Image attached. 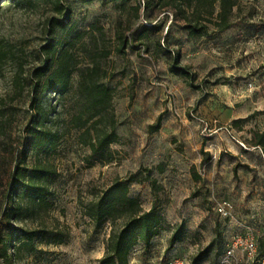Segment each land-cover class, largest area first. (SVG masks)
I'll return each instance as SVG.
<instances>
[{"label": "rangeland", "instance_id": "rangeland-1", "mask_svg": "<svg viewBox=\"0 0 264 264\" xmlns=\"http://www.w3.org/2000/svg\"><path fill=\"white\" fill-rule=\"evenodd\" d=\"M222 1L0 0V222L12 205L10 225L35 235L14 264H102L128 215L98 224L92 204L131 177L128 195L162 227L129 264H264V0ZM62 59L59 94L45 84ZM39 114L51 145L30 134ZM17 166L44 172L41 192L11 194Z\"/></svg>", "mask_w": 264, "mask_h": 264}, {"label": "trees", "instance_id": "trees-1", "mask_svg": "<svg viewBox=\"0 0 264 264\" xmlns=\"http://www.w3.org/2000/svg\"><path fill=\"white\" fill-rule=\"evenodd\" d=\"M81 1L88 3L93 0ZM222 2L224 8L229 0H223ZM56 4V8L61 6L59 1H57ZM56 25L65 26V23L57 21ZM55 50L56 47L54 45L49 46V52H54ZM121 52H123V47ZM48 72H50V68L45 67L39 69L37 74H39V77H45ZM174 72L176 74L181 73L179 69H176ZM70 74L68 63L62 59L57 68L46 80L45 89L63 94L68 87ZM85 89L87 90V93L94 97L95 103L104 104L109 99V89L105 87L93 86L85 87ZM38 108L40 109L39 106ZM41 121L40 115L35 121V125L31 127L30 134L33 138L39 141V145L44 143L51 145L54 143L56 136L49 131H42L39 129L38 125ZM238 122L239 121H235L236 124ZM160 126L161 118L158 119L155 125H151L149 129L151 132H156L160 129ZM117 141L118 136L113 129L111 132L104 134L98 139L97 148L94 144L92 145V148H94L95 151L104 150ZM25 159L26 157L24 156L22 162H24ZM26 171L27 169L17 166L10 182L12 195L17 194L21 189L33 194L39 193V191L41 192L42 189L39 188L36 180L40 179L44 172L36 169L27 176ZM20 176H22V180L19 178ZM134 182H137V179L131 177L125 181L114 183L95 203L92 204L93 208L91 210V216L98 224L108 217L114 219V214L116 212H123L128 215L126 222L120 231L111 235L107 245V254L105 258L101 260L102 264H129V254L132 249L139 243H143L145 246L150 245L152 239L159 234L162 227V215L156 206H153L148 212H143L140 208L139 201L128 195L129 186ZM14 218H17V209L10 205L3 211L0 222V259H2L5 264H14L13 261L15 260L16 255L26 247L30 248V251L34 250V245L30 243L33 241L35 236L34 233L13 228L9 221ZM182 228L183 226H180L179 233L171 238L170 247L180 240V232ZM3 233L4 236L2 237ZM11 250L13 252L12 254H10Z\"/></svg>", "mask_w": 264, "mask_h": 264}, {"label": "built area", "instance_id": "built-area-1", "mask_svg": "<svg viewBox=\"0 0 264 264\" xmlns=\"http://www.w3.org/2000/svg\"><path fill=\"white\" fill-rule=\"evenodd\" d=\"M232 204L225 201L217 206V212L222 217H228L231 214ZM246 249L249 257H253L257 251V243L253 238H248L246 241Z\"/></svg>", "mask_w": 264, "mask_h": 264}]
</instances>
